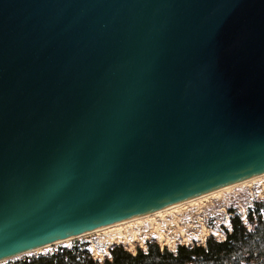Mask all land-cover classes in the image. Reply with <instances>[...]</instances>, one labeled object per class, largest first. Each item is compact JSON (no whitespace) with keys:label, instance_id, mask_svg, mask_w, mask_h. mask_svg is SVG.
<instances>
[{"label":"water","instance_id":"water-1","mask_svg":"<svg viewBox=\"0 0 264 264\" xmlns=\"http://www.w3.org/2000/svg\"><path fill=\"white\" fill-rule=\"evenodd\" d=\"M264 173V0H0V263Z\"/></svg>","mask_w":264,"mask_h":264},{"label":"rangeland","instance_id":"rangeland-1","mask_svg":"<svg viewBox=\"0 0 264 264\" xmlns=\"http://www.w3.org/2000/svg\"><path fill=\"white\" fill-rule=\"evenodd\" d=\"M256 207L260 209V214H264V176L240 186L237 185V187L222 191L216 195L204 197L195 203L186 204L178 211L165 213L163 217L159 218L152 216V218L150 217L127 225L125 224L122 227L119 226L120 228L116 227L112 231L106 230L89 234L76 240L48 246V248L40 251L12 258L0 264H13L28 258L50 255L52 253L54 254L61 248L67 246L84 247L88 252H91V254H89L92 258H94L92 252H94L93 249H95L97 252H94V255L96 256V259H94L102 262L101 258L105 259L107 252L109 253V249L114 246H122L123 248H127V251L130 250L135 253L136 246H142L145 248L146 242L157 241V235H154L155 232H153L152 223H156L159 228L165 227L167 229L164 231L161 229V232L166 231L171 237H176L177 243L172 247L158 244L159 246L170 250H174L177 245L202 244L210 236L217 240H223V232L230 229L229 210H233L234 213L238 214L240 218L245 221L248 210L255 209ZM176 218H178L177 223L181 225L180 227H182V231L187 229L185 232L187 235L186 241H184L180 235L176 236L177 234L172 233L177 230V228L172 230L174 223H171ZM203 230L207 231V237H204ZM136 237L141 243L134 242ZM147 237L148 240H146ZM114 238H119L123 244L110 245ZM132 245L134 247H132ZM100 254L102 256H100Z\"/></svg>","mask_w":264,"mask_h":264},{"label":"trees","instance_id":"trees-1","mask_svg":"<svg viewBox=\"0 0 264 264\" xmlns=\"http://www.w3.org/2000/svg\"><path fill=\"white\" fill-rule=\"evenodd\" d=\"M229 213L230 229L223 232V240L210 236L202 244L177 245L174 250L160 249L155 240L144 249L136 246L134 254L114 246L102 263L86 253L64 250L13 264H264V214L258 207L249 209L244 221L233 210Z\"/></svg>","mask_w":264,"mask_h":264},{"label":"bare ground","instance_id":"bare-ground-1","mask_svg":"<svg viewBox=\"0 0 264 264\" xmlns=\"http://www.w3.org/2000/svg\"><path fill=\"white\" fill-rule=\"evenodd\" d=\"M264 176V173L263 174H260V175H257V176H255V177H252V178H249V179H247V180H245V181H242V182H239V183H236V184H233V185H230V186H227V187H224V188H222V189H219V190H216V191H213V192H211V193H208V194H205V195H202V196H199V197H195V198H193V199H190V200H187V201H185V202H182V203H179V204H177V205H174V206H172V207H168V208H165V209H162V210H159V211H155V212H152V213H149V214H146V215H142V216H140V217H138V218H134V219H131V220H128V221H124V222H121V223H117V224H114V225H111V226H108V227H105V228H101V229H99V230H96V231H93V232H89V233H85V234H82V235H78V236H74V237H71V238H69V239H66V240H63V241H60V242H57V243H54L53 245H58V244H62V243H65V242H67V241H72V240H76V239H79V238H82V237H85V236H87V235H89V234H93V233H98V232H102V231H106V230H113L114 228H116V227H118V228H120L119 226H123V225H127V224H130V223H133V222H137V221H140V220H143V219H146V218H152V216H155V217H163L164 216V214L165 213H167V212H170V211H178L181 207H183V206H185L186 204H192V203H195V202H197V201H199V200H201V199H203L204 197H207V196H210V195H216V194H218V193H220V192H222V191H226V190H228V189H230V188H233V187H237V185L238 186H240V185H242V184H245V183H248V182H251L252 180H254V179H258V178H260V177H263ZM154 218V217H153ZM177 221L178 220H175V222H176V224H175V226H174V224H173V228H172V230H175L176 228H177V230L176 231H173L172 233L173 234H177L176 236H181L182 237V239L184 240V241H186V234H185V232L187 231V229H185V230H183L182 231V227H180L181 225L179 224V223H177ZM172 223V222H171ZM117 228V229H118ZM191 228H195V227H191ZM152 229H153V232H155V236H156V239H157V242L159 243V244H161L162 246L164 245V246H169V247H172L173 245H175V243H177V240H176V237L175 238H173V237H171V235L170 234H168L166 231L165 232H161V229L158 227V225L156 224V223H152ZM190 229V228H189ZM167 230V229H166ZM119 231V230H118ZM164 231V230H163ZM204 231V230H203ZM202 231V232H203ZM113 234V233H112ZM193 235H194V233H193ZM204 237H207L208 236V234H207V231H204ZM195 236V235H194ZM202 236V235H201ZM193 237V236H192ZM146 240H148V237L146 238ZM123 241V240H122ZM134 242H136V243H141V241L139 240V239H137V237L135 238V240H134ZM120 244H123L122 242H121V240L119 239V238H114V240H112L111 241V244L110 245H120ZM48 246H52V245H48ZM48 246H45V247H42V248H39V249H36V250H33V251H30L29 253H31V252H37V251H40V250H42V249H45V248H48ZM161 246V248H163ZM132 247H134L133 245H132ZM142 247V246H141ZM142 248H144V247H142ZM92 251V250H91ZM93 251L94 252H97L95 249H93ZM130 251V250H129ZM94 252H92V254H93V256L94 257H96L95 255H94ZM131 252H133V251H131ZM97 254V253H96ZM100 256H102L101 254H100ZM99 256V257H100ZM7 260H10V259H7ZM7 260H4V261H2V262H5V261H7ZM1 262V263H2Z\"/></svg>","mask_w":264,"mask_h":264},{"label":"built area","instance_id":"built-area-1","mask_svg":"<svg viewBox=\"0 0 264 264\" xmlns=\"http://www.w3.org/2000/svg\"><path fill=\"white\" fill-rule=\"evenodd\" d=\"M124 249H126L127 250V248H124ZM160 249H162L161 247H160ZM70 251V252H72L73 254H79V253H86V254H88V255H90L91 254V252H88L84 247H81V246H67V247H64V248H61L60 250H58L57 252H55V253H58V252H62V251ZM130 253H132V254H134V252H131V251H129ZM90 253V254H89ZM53 254V253H52ZM51 255V254H50ZM92 256H93V254H92ZM94 257V256H93ZM95 259H96V257H94ZM93 258V259H94ZM106 258L107 259H110V255H109V253L107 252V255H106ZM94 259V260H95ZM101 260H102V262H103V258H101ZM102 262H100V263H102Z\"/></svg>","mask_w":264,"mask_h":264},{"label":"flooded vegetation","instance_id":"flooded-vegetation-1","mask_svg":"<svg viewBox=\"0 0 264 264\" xmlns=\"http://www.w3.org/2000/svg\"><path fill=\"white\" fill-rule=\"evenodd\" d=\"M177 219H178V218H176L175 220H177ZM175 220L172 221V223H174V226H175V224H176ZM160 229H162V230H166L165 227H160Z\"/></svg>","mask_w":264,"mask_h":264}]
</instances>
